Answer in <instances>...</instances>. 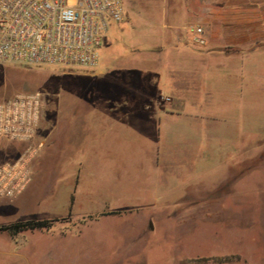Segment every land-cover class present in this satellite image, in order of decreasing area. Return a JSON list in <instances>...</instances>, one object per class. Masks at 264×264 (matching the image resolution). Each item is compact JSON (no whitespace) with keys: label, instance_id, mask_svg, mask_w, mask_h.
I'll use <instances>...</instances> for the list:
<instances>
[{"label":"rangeland","instance_id":"374dc122","mask_svg":"<svg viewBox=\"0 0 264 264\" xmlns=\"http://www.w3.org/2000/svg\"><path fill=\"white\" fill-rule=\"evenodd\" d=\"M124 1L128 21L114 24L98 49L95 72L104 76L78 68L0 64V102L22 93L41 92L45 98L34 141L38 153L33 183L25 199L57 201L54 212L59 220L51 229L53 237L27 238L23 245L20 237L5 241L8 236L0 233V264H264L262 102L251 107L231 102L226 111L218 110L220 135L214 142L180 139L179 132L190 139L192 131L182 116L175 123L165 122V138L157 146V177L144 162L131 167L122 158L121 153L151 149L150 139L138 143L134 136L126 145L115 137L90 139L84 145L89 163L79 174L82 151L66 121L92 119L99 103L119 99L159 106L174 101L173 88L165 85V66L158 69L156 84L148 71L142 74L140 96L126 69L151 44L161 48L165 0ZM102 80L107 91L99 90ZM99 150L105 154V167L97 164L94 154ZM22 152L19 144L0 141V164ZM78 176L85 180L76 191L72 186ZM72 196L92 197L96 204L85 208L96 213L106 209L111 216L82 221L79 208L71 206ZM7 202L0 199V225L38 216L31 208H7ZM61 231L69 237H57Z\"/></svg>","mask_w":264,"mask_h":264},{"label":"crops","instance_id":"0c3cea01","mask_svg":"<svg viewBox=\"0 0 264 264\" xmlns=\"http://www.w3.org/2000/svg\"><path fill=\"white\" fill-rule=\"evenodd\" d=\"M150 46L146 53L138 51V59L126 68L132 76L135 95L143 94L138 85L144 72L152 74L151 83L156 84L159 81L158 69L165 66V85L173 88L172 105L140 104L135 100L125 102L119 99L114 104L99 103L97 116L92 119L79 117L66 121L76 148L82 151L79 174L89 163L84 145L90 143V139L102 141L115 137L118 144L126 145L127 138L134 136L138 143L150 139L151 149L121 153L122 158L128 159L131 167L144 162L151 176L157 177L161 166L157 146L165 138V122L175 123L182 116L192 131L189 134L185 132L190 139L181 138L179 132L180 139L214 142L220 135L218 110L226 111L231 102L246 107L259 106L261 102L264 105V0H165V40L161 48ZM98 67L99 63L92 76L100 78L104 72L96 73ZM102 82L99 90L107 91L104 87L106 80ZM94 155L99 167L107 165L103 152L99 150ZM84 180L78 176L72 189L77 191L83 187ZM32 183L18 199L3 204L7 208H31L38 216L0 227L28 221L53 223L47 229L25 230L16 234L0 232L8 236L5 241L20 237L19 243L23 245L31 238L53 237L51 229L59 221L54 212L57 201L25 199ZM95 204L92 197L85 200L71 198V206L79 208L78 218L82 221L88 217L95 216L94 220H98L111 216L107 215L106 209L96 213L85 208ZM77 236L80 237L81 233ZM57 237L68 238L69 234L61 231Z\"/></svg>","mask_w":264,"mask_h":264},{"label":"built area","instance_id":"2783aa9c","mask_svg":"<svg viewBox=\"0 0 264 264\" xmlns=\"http://www.w3.org/2000/svg\"><path fill=\"white\" fill-rule=\"evenodd\" d=\"M124 0H0V64L94 71L104 35L128 21ZM46 101L41 92L0 102V141L23 152L0 164V199L13 201L33 178Z\"/></svg>","mask_w":264,"mask_h":264},{"label":"trees","instance_id":"16d2710c","mask_svg":"<svg viewBox=\"0 0 264 264\" xmlns=\"http://www.w3.org/2000/svg\"><path fill=\"white\" fill-rule=\"evenodd\" d=\"M53 221H28L17 223L11 226L0 227V232L10 231L11 233H19L25 230H35V229H47L50 228Z\"/></svg>","mask_w":264,"mask_h":264}]
</instances>
